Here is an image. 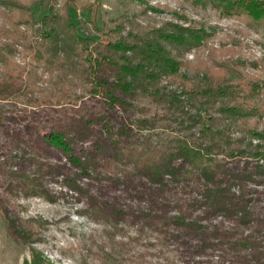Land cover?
I'll list each match as a JSON object with an SVG mask.
<instances>
[{
    "label": "trees",
    "instance_id": "trees-1",
    "mask_svg": "<svg viewBox=\"0 0 264 264\" xmlns=\"http://www.w3.org/2000/svg\"><path fill=\"white\" fill-rule=\"evenodd\" d=\"M197 1L264 22V0ZM0 5L11 10L16 3ZM144 5L111 20L99 37L85 33L70 9L49 10L37 20L32 8V18L0 28L6 40L0 41L1 63L17 46L36 63L1 68L0 96L35 107L77 106L70 122H53L40 137L71 165L67 186L89 197L91 212H84L109 226L116 257L134 243L123 235L125 226L136 225L135 238L151 234L146 245L161 251L177 246L185 264H264V207L258 205L264 127L256 121L264 116V81L241 72L245 60L217 48H208L205 60L187 59L188 52L207 46V31L174 12L161 18L164 11ZM30 19L39 21L31 37L18 27ZM87 141L92 143L85 150H75L74 143ZM115 161L123 166L116 181L147 193L152 205L128 210L90 194L83 180ZM185 180L203 186L186 209L155 203L153 192ZM222 215L234 219L229 229L206 222ZM42 256L34 253L26 264H49Z\"/></svg>",
    "mask_w": 264,
    "mask_h": 264
},
{
    "label": "rangeland",
    "instance_id": "rangeland-1",
    "mask_svg": "<svg viewBox=\"0 0 264 264\" xmlns=\"http://www.w3.org/2000/svg\"><path fill=\"white\" fill-rule=\"evenodd\" d=\"M14 1L16 6L11 10L0 5V28H11L16 20L32 18V8L37 3L33 8L37 20L49 10L67 14L70 9L75 19L82 23L85 33H93L96 37L111 20L123 13L131 15L149 4L164 11L161 18L174 12L187 18L192 25L203 27L210 35L206 39L207 46L201 45L188 52L187 59L205 60L208 48H217L221 54H233L235 61L245 60L241 72L264 81V22L245 14L228 16L210 5L203 7L197 0ZM30 20L18 27L31 37L39 21ZM2 40L6 41L0 37ZM15 48L17 51L8 54L4 63L0 62V73L14 63L22 67L36 65L28 50L21 46ZM34 69L39 76L47 78L40 67ZM87 101L98 108L101 106L90 97ZM23 103L14 96H0V264L30 263L37 252L48 259L49 264H145L146 261L185 264L187 257L177 246L161 251L146 245L153 240L148 238L151 234L135 238L136 225L125 226L123 235L133 237L134 243L123 247V252L116 257L108 242L109 226L84 212H91L89 197L67 186L71 182V165L60 151L49 148L40 137L49 130L51 123L70 122L77 106L35 107ZM256 121L260 128L264 127V116ZM91 143H74L73 146L82 151ZM124 151L127 153L126 147ZM122 167L117 161L109 166L103 164L97 168V177L85 178L83 184L89 187L90 194L123 204L128 210L152 205L147 193L116 181L117 176L121 177ZM202 189L200 182H168L163 190L153 192V196L155 203H166L171 210L186 209L190 199L198 197ZM260 190L263 193L258 205L264 207V187ZM206 222L220 223L222 229H229L234 219L226 215L210 216Z\"/></svg>",
    "mask_w": 264,
    "mask_h": 264
}]
</instances>
